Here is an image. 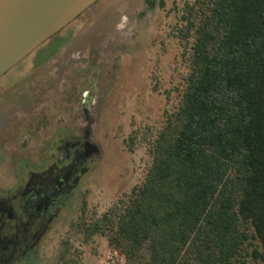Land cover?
<instances>
[{"label":"trees","instance_id":"1","mask_svg":"<svg viewBox=\"0 0 264 264\" xmlns=\"http://www.w3.org/2000/svg\"><path fill=\"white\" fill-rule=\"evenodd\" d=\"M182 22L188 69L144 180L86 236L106 237L125 264H248L255 239L264 264V0H194Z\"/></svg>","mask_w":264,"mask_h":264},{"label":"rangeland","instance_id":"2","mask_svg":"<svg viewBox=\"0 0 264 264\" xmlns=\"http://www.w3.org/2000/svg\"><path fill=\"white\" fill-rule=\"evenodd\" d=\"M193 1L164 0L163 8L148 11L142 0H100L70 25H81V35L106 30L92 54H80L85 84L92 85L90 121H79L74 105L68 108L69 128L84 126L96 151L46 232L17 264H58L62 253L66 259L79 255L82 264H125L106 237H87L85 230L144 180L150 145L187 73L188 48L178 30L185 4ZM71 82H78L76 75ZM258 246L255 239L244 246L248 264Z\"/></svg>","mask_w":264,"mask_h":264},{"label":"flooded vegetation","instance_id":"3","mask_svg":"<svg viewBox=\"0 0 264 264\" xmlns=\"http://www.w3.org/2000/svg\"><path fill=\"white\" fill-rule=\"evenodd\" d=\"M81 28L69 25L0 77V264L28 256L96 151L84 126L69 128L68 108L90 121L80 54H92L106 30Z\"/></svg>","mask_w":264,"mask_h":264},{"label":"water","instance_id":"4","mask_svg":"<svg viewBox=\"0 0 264 264\" xmlns=\"http://www.w3.org/2000/svg\"><path fill=\"white\" fill-rule=\"evenodd\" d=\"M100 0H0V77Z\"/></svg>","mask_w":264,"mask_h":264}]
</instances>
